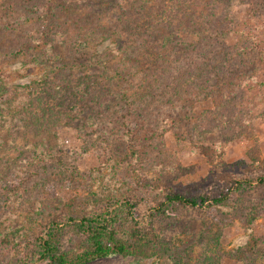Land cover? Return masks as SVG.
<instances>
[{
  "label": "rangeland",
  "instance_id": "1",
  "mask_svg": "<svg viewBox=\"0 0 264 264\" xmlns=\"http://www.w3.org/2000/svg\"><path fill=\"white\" fill-rule=\"evenodd\" d=\"M61 1L68 4L76 0ZM216 1L214 7L222 8L223 15L233 21L226 42H238L243 52L246 43L240 44L242 32L246 35L254 21L247 9L248 2ZM9 4L10 0H0V27L13 22L15 11ZM44 28L33 24L23 28L24 45L33 46L29 53L36 51L35 44L43 37ZM257 28L262 29L257 30L264 42V22ZM16 40L18 37L14 35L0 39V47L11 49ZM109 46L111 42L106 40L96 46L95 52ZM251 47L249 42L248 48ZM58 53L53 50L51 55L55 59ZM259 65L264 68V64ZM43 72L23 62L22 55L1 58L0 54V162H7L2 168L1 180L17 183L19 179L15 174L34 172L45 160L46 150L53 142L67 150L63 155L64 163L53 167V171L31 175L29 180L18 183L16 191L0 195V232L10 227L13 220L17 225L35 226V221H31L36 217L43 216L47 220L57 215L61 220L72 216L73 220L58 235L56 243L60 251L75 256L87 248L83 232L77 227L79 216L100 208L115 214L112 226L117 238L130 240L131 230L141 227L149 234L152 230L156 240L165 239L163 242L170 249H158L157 245L162 242H154L150 237L149 243L154 242L156 252L146 249L145 255L115 253L85 264H176L187 245L189 249L183 252L181 264H205L206 257L214 258L215 264H264V185L254 182L244 183L237 190L232 188L231 198L225 204L196 208L168 205L155 210L168 189L186 196L212 194L227 187L219 173L254 180L264 174V74L255 70L252 76L258 78L244 76L240 79L238 76L230 81L238 85L233 88L235 95L228 98L233 102L228 115L216 113L218 117L210 114L205 118L201 111L212 109V104L199 99L190 108L178 107L170 118L150 117L142 124L143 131L139 134L137 123L129 121L128 129L124 127L122 131L127 135H121L119 130L123 125L118 122L111 133L90 136L74 127L89 115L87 110L73 120L75 125L57 130V138L53 139L49 138L50 130L44 132L47 138L43 133H32L26 126V118L18 115L31 94L26 86ZM41 126H33V130ZM88 126L90 129L91 125ZM147 129L151 130L150 138L146 137ZM103 132L105 134L106 129ZM23 145H27L28 150L16 161L17 149L24 150ZM206 145L214 150L212 162L202 153ZM23 164L27 166L23 168ZM127 199L135 202L131 209L133 221L124 218L123 205ZM150 223L154 228H150ZM30 239L32 241L18 240L11 245L0 242V264H46L36 260V242ZM239 249L248 251L238 260Z\"/></svg>",
  "mask_w": 264,
  "mask_h": 264
},
{
  "label": "trees",
  "instance_id": "2",
  "mask_svg": "<svg viewBox=\"0 0 264 264\" xmlns=\"http://www.w3.org/2000/svg\"><path fill=\"white\" fill-rule=\"evenodd\" d=\"M239 1L248 2L247 9L254 20L251 23L254 27L249 25L246 35L242 32L240 44L246 43L243 52L238 42H226L233 21L223 15L222 8L214 7L215 0H180L176 3L168 0H76L68 4L61 0H10L9 5L15 11L14 19L0 27V39L14 35L18 40L11 49L0 47L1 58L22 55L23 62L44 70L40 78L26 86L31 94L20 107L19 117L26 118V126L32 133H43L42 136L47 138L44 132L50 130L49 138L56 139L57 130L75 125L73 120L87 110L89 115L74 127L90 136L107 135L118 122L123 125L119 130L122 132L124 127L128 129L129 121L137 123L139 134L143 131L142 124L150 117L156 120L170 118L171 112L178 107L190 108L199 99L209 100L212 104V109L201 111L205 118L210 114L218 117L216 113L228 115L233 107L228 98L235 95L233 88L238 85L234 86L230 81L238 76L240 79L244 76L258 78L252 76L255 70L264 74V68L259 65L264 64V42L257 30L264 22V0ZM32 24L45 28L41 30L43 37L35 44L36 51L29 53L32 45H24L22 34L23 28ZM106 40H110L111 46L95 52L96 46ZM53 50L59 51L55 59L51 55ZM37 125L42 126L33 130ZM145 131L148 137L151 130ZM121 135L127 134L122 132ZM45 144L50 145L47 141ZM53 145L46 150L45 160L34 172L21 176L15 174L19 179L17 183L1 180L2 168L7 162H0V195L16 191L18 183L29 180V176L45 175L64 163L63 155L67 150ZM26 146L23 145L24 150L17 149L16 161L28 150ZM201 150L212 162L214 150L208 145ZM26 166L22 165L23 168ZM218 176L226 184L225 189L191 196L168 189L155 210L168 205L196 208L225 204L231 198L232 188L237 190L244 183L250 185L254 182L264 185V174L255 180L229 173H219ZM134 203L127 199L123 205L125 220L133 221L131 209ZM114 215L112 211L99 208L79 216L77 227L83 232L87 248L75 256L60 251L56 243L58 235L73 220L72 216L61 220L57 215L47 220L43 216L36 217L31 221H35V226L28 224L26 228L13 220L10 227H4L0 232V242L11 245L18 240L28 242L33 238L36 260L46 264H85L115 253L145 255L146 249L157 251L154 244L157 241L162 242L157 245L158 249H170L163 242L165 239L156 240L152 230L149 234L141 227L131 230L130 240L117 238L112 226ZM150 225L151 229L154 228L152 223ZM150 237L154 242L149 243ZM187 247L183 252L188 251ZM247 251L239 249L238 260ZM183 252H180L176 264H181ZM205 260V264H215L216 261L208 257Z\"/></svg>",
  "mask_w": 264,
  "mask_h": 264
}]
</instances>
